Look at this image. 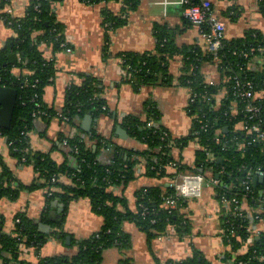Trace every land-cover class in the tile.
I'll return each mask as SVG.
<instances>
[{"label":"trees","instance_id":"1","mask_svg":"<svg viewBox=\"0 0 264 264\" xmlns=\"http://www.w3.org/2000/svg\"><path fill=\"white\" fill-rule=\"evenodd\" d=\"M13 0H0V11L9 27L15 32L11 42L0 50V86L10 87L18 92L16 108L9 128H0V136L7 139L10 151L25 165H32L37 174V181L47 193L50 203L59 200L67 212L71 202L88 199L92 210L103 218V225L90 239L78 243V252L73 256L41 257L37 264H100L103 252L110 248L126 250L131 248V235L124 231V223H134L150 240L165 236L170 229L179 239L191 233V222L182 210L188 199L178 200L177 206L170 210L163 207L168 197L175 196V189L170 186L144 187L137 191L138 211L129 209L127 199L118 195L114 189L127 187L138 176L137 165L144 163L143 175L150 179L174 177L176 174H201L209 182L217 180L212 186L216 201L221 205L220 237L234 264H264V179L256 185L251 184L246 190L244 182L253 175L258 167H264V140L255 141L239 129L245 116L239 111L244 103L233 98L234 77L239 75L240 67L246 66L247 73L241 78L253 81L256 85V102L262 107L264 118V39L257 31H249L244 37L234 40H222V47L217 52L208 50L186 51L184 70L179 78L180 86L198 94L194 103H190L188 113L193 117L191 136L172 139L169 131L156 123L155 107L147 103V118L129 116L122 123L131 138L144 144L143 151H131L122 147L114 149V158L109 163L99 160V150L93 152L82 137L81 120L88 114L95 117L103 114L113 115L104 98L103 84L93 76H86L83 84L71 86L66 93L62 111L50 108L44 101L45 89L51 85L57 73L55 59H47L45 49L54 54L61 52L65 40L64 26L57 19L52 4L61 0H31L25 17L16 18L6 9ZM90 4H108L112 0H81ZM127 5L126 11L135 10L140 0H122ZM264 12V0H260ZM106 14L105 24L118 28L127 23L122 16ZM109 30V28H108ZM171 36L165 31L159 34L156 52L143 54L123 53L120 55L125 69L124 83L135 89L171 86L174 82L170 74V59L176 48ZM247 53L245 59L242 54ZM219 58L218 73L220 80L216 85H207L203 74L205 64H214ZM255 59H260L257 68H249ZM21 74L16 75V70ZM223 99L217 105V96ZM36 95L38 98L35 100ZM259 96V97H258ZM37 103L40 107H37ZM37 110H42L46 123L54 118H61L78 134L67 139L69 157L76 158L75 165L68 162L56 163L50 154L34 152L29 139L30 131ZM238 112V113H237ZM61 116V117H60ZM68 118L65 121L62 117ZM98 149L103 146V138L94 133ZM104 141V140H103ZM191 141H197L194 166H188L176 159L174 147L185 148ZM249 142H252L250 145ZM244 143L245 148L239 146ZM3 171L0 174V196L18 197L21 186L10 168L0 159ZM176 164V171L169 172ZM219 178H216V176ZM70 180V184L64 181ZM56 179L57 182H53ZM19 186V185H18ZM17 186V187H18ZM238 200L239 204H234ZM247 205V208L244 207ZM148 213L143 215L144 209ZM242 213V216H238ZM66 215L54 223L63 229ZM15 220V231L10 234L4 230L5 220L0 215V264H31L21 257V245L39 253L49 237L67 239L64 232L57 231L42 236L32 220L19 214ZM252 242H249V240ZM76 242V241H75ZM72 241V245L75 244ZM167 264H209L199 251L182 261H169Z\"/></svg>","mask_w":264,"mask_h":264},{"label":"crops","instance_id":"2","mask_svg":"<svg viewBox=\"0 0 264 264\" xmlns=\"http://www.w3.org/2000/svg\"><path fill=\"white\" fill-rule=\"evenodd\" d=\"M31 0H13L11 14L16 18L27 15ZM215 15L225 23V38L234 40L244 37L249 31H257L264 39V12L260 0H213ZM52 8L59 22L64 26L65 40L72 49H65L54 54L46 48L47 59H55L57 73L54 81L45 89L44 101L50 108L62 111L67 90L74 85L83 84L86 76L97 78L104 86L103 96L107 100L113 115L103 114L95 117L86 116L81 120L82 137L93 152L99 150V160L109 163L114 158V149L122 147L131 151H143L146 146L131 138L123 126L129 116L147 118V103L155 107L156 123L169 131L172 139H183L191 136L193 117L188 113L190 91L180 86L179 78L184 70L186 51H205L207 43L200 28L185 17L183 0H140L135 10L126 11L127 5L122 0H112L108 4H90L81 0H61L53 3ZM105 8L113 16H122L127 23L112 28L105 24ZM10 10V9H9ZM7 8V12L9 11ZM109 28V30H108ZM165 31L171 36L174 56L170 59V74L174 78L171 86L135 89L124 83L125 69L120 55L123 53L143 54L156 52L159 34ZM15 32L9 27L0 11V50L5 48ZM260 59H255L251 69L257 68ZM21 71L16 70V75ZM207 80H220V74L214 64L203 67ZM121 128L126 133H121ZM61 118H54L46 123L39 118L34 122L29 139L34 152L50 154L58 164L68 162L75 165L77 160L69 157L68 137L78 134ZM101 136L100 149L92 135ZM197 141H191L185 148L174 147L176 159L188 166H194ZM0 159L10 168L21 191L18 197L0 196V215L5 220L4 230L12 234L15 229V218L26 215L37 226L42 236L61 231L69 237V244L58 237H49L42 250L37 253L23 247L21 257L31 264H37L41 257L73 256L78 252V243L90 239L100 231L103 218L96 214L88 199L71 202L66 213L65 206L59 200L50 203L46 188L40 187L37 174L32 165H25L10 151L7 139L0 136ZM144 163L137 165L138 176L123 188H115L118 195L127 199L131 211L137 212L138 190L151 186H169L172 177L150 179L143 175ZM3 166L0 161V174ZM176 170L171 168L170 173ZM66 183H71L64 178ZM207 187L200 199H191L182 212L190 219L192 231L184 239H179L170 229L165 236L150 240L134 223H124V231L131 235V248L124 251L110 248L103 252L100 264H167L169 261H182L190 258L197 250L209 264H234V259L220 237L221 205L215 199L214 190ZM2 189H0V195ZM247 208V205H244ZM66 215L62 230L54 223ZM43 225V226H42ZM44 225L50 226L44 228ZM41 227L46 230L42 231ZM72 241H76L72 245Z\"/></svg>","mask_w":264,"mask_h":264},{"label":"built area","instance_id":"3","mask_svg":"<svg viewBox=\"0 0 264 264\" xmlns=\"http://www.w3.org/2000/svg\"><path fill=\"white\" fill-rule=\"evenodd\" d=\"M213 0H183L184 14L190 23L200 28L202 36L206 40L207 50L210 52H217L222 47V40L225 39L226 25L221 21L214 13ZM8 13L11 14V8L8 6ZM7 10V9H6ZM66 51L72 52V49L67 45L66 41L61 45ZM245 59L249 56L247 53L242 54ZM214 65L218 69L220 59H214ZM250 68V66L248 65ZM249 72L247 67L244 65L240 67L239 75H236L234 84L231 87L233 90V98L235 102H243L244 106L239 112L242 113L246 118L245 121L239 125V129L244 131L250 136H255V141L259 142L264 140V118L261 116L262 107L256 102L257 94L255 92L256 85L253 81L246 80L240 77L242 73ZM207 85L214 86L216 82L214 80H206ZM190 103H194L196 98L199 97L190 90ZM259 97V96H258ZM38 98L36 95L35 100ZM223 99V94L217 96V105L220 104ZM37 107L40 105L37 103ZM238 113V112H237ZM34 117L38 119L45 115L42 110H37ZM61 117V116H60ZM65 121L68 118L62 117ZM154 122L150 121L148 126H153ZM74 137V136H73ZM71 137V138H73ZM252 142H249L250 145ZM240 148H245L246 144L242 143ZM171 168L176 169V164H172ZM264 179V167H258L253 175H249L247 180L244 182L246 190H250V185L254 183L255 179ZM173 183L169 186L175 189V196L166 198L163 207L167 209H174L178 200L180 199H200L203 196L205 188H209L216 184L218 181H207L201 174H176L172 177ZM53 182H57L56 179ZM49 196L53 195V191L47 193ZM234 204H239L238 200H233ZM264 211V209H263ZM148 213V209H144L143 215ZM238 216H242L240 213ZM19 220H15V225L19 223ZM249 242H252L250 239ZM21 246L25 247L24 244Z\"/></svg>","mask_w":264,"mask_h":264},{"label":"water","instance_id":"4","mask_svg":"<svg viewBox=\"0 0 264 264\" xmlns=\"http://www.w3.org/2000/svg\"><path fill=\"white\" fill-rule=\"evenodd\" d=\"M17 98H18V92L15 89H12L10 87H4L0 86V128H9L14 111L16 108V103H17ZM90 116H86V119L90 120ZM121 129V128H119ZM121 133H126L124 130H120ZM216 178H219L217 175ZM259 179L254 180V185L258 182ZM43 226V225H42ZM44 228H49L50 226L44 225ZM43 227H41L42 231L46 233V230ZM59 238V237H58ZM69 237H67V242L69 244Z\"/></svg>","mask_w":264,"mask_h":264},{"label":"rangeland","instance_id":"5","mask_svg":"<svg viewBox=\"0 0 264 264\" xmlns=\"http://www.w3.org/2000/svg\"><path fill=\"white\" fill-rule=\"evenodd\" d=\"M23 215H24V214H23ZM25 216H26V215H25ZM23 249H24V248H23V246H21V250H23ZM25 249H26V250H28V248H27V247H26Z\"/></svg>","mask_w":264,"mask_h":264}]
</instances>
